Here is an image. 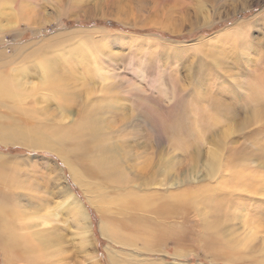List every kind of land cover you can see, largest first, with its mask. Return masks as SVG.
<instances>
[{
  "label": "rangeland",
  "instance_id": "rangeland-1",
  "mask_svg": "<svg viewBox=\"0 0 264 264\" xmlns=\"http://www.w3.org/2000/svg\"><path fill=\"white\" fill-rule=\"evenodd\" d=\"M0 73L14 264H264V0H0Z\"/></svg>",
  "mask_w": 264,
  "mask_h": 264
},
{
  "label": "bare ground",
  "instance_id": "bare-ground-1",
  "mask_svg": "<svg viewBox=\"0 0 264 264\" xmlns=\"http://www.w3.org/2000/svg\"><path fill=\"white\" fill-rule=\"evenodd\" d=\"M262 80H264V73L263 74L262 73L261 74H258V76L256 78V81L257 82H254L253 87H251V93L255 97H257L256 99H258V103L261 106H263V104H264L263 103L264 100H262V99H264V98H262L263 95H264V90H263V88H262V90H259L258 89L259 88L258 87L259 86L258 84ZM14 93H15V88H14V85L12 84V82L10 81V79L5 78V76L0 73V96H2L0 98L3 99L5 97L12 96ZM251 98H252V96H251ZM216 112H217V114H221V110L220 109H217ZM85 124H86L85 125L86 127L83 128L82 133H85L86 135L89 136V141L88 142L96 143L97 144V147L101 151H103V154H102L103 160L102 161H99L98 160L97 163H96V165H97L96 171L98 170L97 173H104L107 177H112L113 175L116 176V173L115 172H120V171H118L119 168H120V166H118L119 160H117L116 158H112L110 160L104 159L106 157L105 145L100 140H97L98 137H99L98 130L93 125L90 126V124H87V123H85ZM183 124L184 123H182L181 121H175L170 126L171 127V130H172V133L173 134H176L177 137H179V135L181 134V131L184 129V127H183L184 125ZM170 127H169V125L166 126V130L169 131ZM179 139H180V137H179ZM96 140H97V142H96ZM179 144H182L181 141H179ZM58 150L61 151L60 149H58ZM233 156H235V155H233ZM15 161H17V160H15ZM3 164H6V162L1 161L0 166H4ZM171 166H172V164H171ZM174 166L176 167V165H174ZM9 168H13V167H9ZM208 171H209V175H211L212 174V171H213V166H211L208 169ZM75 173H78L77 170H75ZM160 173L167 174V170L166 169H162L160 171ZM180 174H181V172H180ZM180 174H178V176H180ZM3 176L5 177V175L2 172L1 175H0L1 179L3 178ZM166 177L170 178L168 174L166 175ZM77 178L80 181L82 180V177L79 176V175H77ZM194 179H196V178L194 177ZM181 181H182V179H181ZM82 182H83V180H82ZM173 184H175V183H173ZM63 191H64V194H65L68 191V188L65 186L64 189H63ZM12 193H14V192H12ZM3 196L0 197V244L2 245V247H4L5 244L8 245V247H6L5 249L3 248V255L5 256V260H6V263L7 264H14V261L11 260V258L14 256V254L17 253V251L20 250V252H22L21 250L23 249L24 246L21 245L20 243H17L16 244V240L19 238V237H17V234L15 232V230H16L15 229V226L16 225H14L13 216H7V214L9 213V211H11V210L14 209V206L11 205V204L8 205L7 204V201L4 200ZM8 198H9V196H8ZM62 202H63V204H64L63 206L65 208L66 207L67 208H75V211L76 212H75L74 215H76V213H79V214H77V215H79V216H77V219H82L83 222H84V219H90L88 217L87 213H86V209L84 208L83 204L80 202V200L76 196H74V193H72V192H69V194L67 193V195L62 200ZM174 207H172V208L174 209ZM62 208H63L62 205H58V206H56V209L55 208H52V209L50 208V210H47L46 213H45V217L46 218L44 220H42V224L52 223L53 220L59 218L60 217V212H61ZM82 226L85 227L86 230L80 232V235L79 236H80L82 242L86 243L87 241L90 240V238H89L88 235L93 230L91 228V225H90L89 228H88V226H85L84 224H82ZM23 237H25V236H23ZM43 239L44 238H42V240ZM24 245H26V243ZM26 246H28V245H26ZM34 249L35 250H39L40 248L38 249V247H35ZM94 261L97 262L98 261L97 258H95Z\"/></svg>",
  "mask_w": 264,
  "mask_h": 264
}]
</instances>
